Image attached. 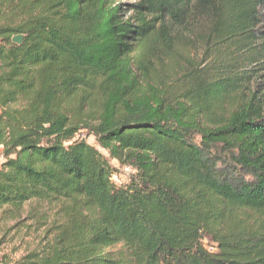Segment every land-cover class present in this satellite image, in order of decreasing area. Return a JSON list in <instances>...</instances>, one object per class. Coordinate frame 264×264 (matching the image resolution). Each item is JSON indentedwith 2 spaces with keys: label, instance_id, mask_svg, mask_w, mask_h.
<instances>
[{
  "label": "trees",
  "instance_id": "1",
  "mask_svg": "<svg viewBox=\"0 0 264 264\" xmlns=\"http://www.w3.org/2000/svg\"><path fill=\"white\" fill-rule=\"evenodd\" d=\"M0 148V264H264V0H0Z\"/></svg>",
  "mask_w": 264,
  "mask_h": 264
},
{
  "label": "rangeland",
  "instance_id": "2",
  "mask_svg": "<svg viewBox=\"0 0 264 264\" xmlns=\"http://www.w3.org/2000/svg\"><path fill=\"white\" fill-rule=\"evenodd\" d=\"M122 3H133L136 0H120ZM86 142L90 145L96 146V143L92 137H86L83 134V137ZM129 174L128 167H119V170L116 175L115 183L123 182L126 179V176ZM118 181V182H117ZM16 222H9L5 224L3 227V232L5 234H0V259L3 256H12L14 258L19 257L22 255L30 246H32L35 242L34 237L28 234L27 227H29L30 222L26 224H22L21 227L22 231L17 235L15 231L17 229H12L8 231L10 228L15 226ZM205 244L208 245V241H204ZM209 246V245H208Z\"/></svg>",
  "mask_w": 264,
  "mask_h": 264
},
{
  "label": "water",
  "instance_id": "3",
  "mask_svg": "<svg viewBox=\"0 0 264 264\" xmlns=\"http://www.w3.org/2000/svg\"><path fill=\"white\" fill-rule=\"evenodd\" d=\"M21 39H22L21 36H17V37H14V38L12 39V42H13V43H20V42H21Z\"/></svg>",
  "mask_w": 264,
  "mask_h": 264
},
{
  "label": "built area",
  "instance_id": "4",
  "mask_svg": "<svg viewBox=\"0 0 264 264\" xmlns=\"http://www.w3.org/2000/svg\"><path fill=\"white\" fill-rule=\"evenodd\" d=\"M2 161V156H1V148H0V162ZM116 179V177L113 175L112 176V180H115ZM118 182V181H117Z\"/></svg>",
  "mask_w": 264,
  "mask_h": 264
}]
</instances>
